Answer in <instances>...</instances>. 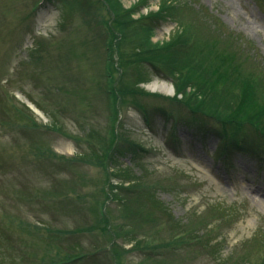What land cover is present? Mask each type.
<instances>
[{
    "label": "rangeland",
    "instance_id": "1",
    "mask_svg": "<svg viewBox=\"0 0 264 264\" xmlns=\"http://www.w3.org/2000/svg\"><path fill=\"white\" fill-rule=\"evenodd\" d=\"M0 264H264V0H0Z\"/></svg>",
    "mask_w": 264,
    "mask_h": 264
},
{
    "label": "bare ground",
    "instance_id": "2",
    "mask_svg": "<svg viewBox=\"0 0 264 264\" xmlns=\"http://www.w3.org/2000/svg\"><path fill=\"white\" fill-rule=\"evenodd\" d=\"M153 89L155 90H161V91H168L170 93H173V89L168 86L166 83H155L153 86Z\"/></svg>",
    "mask_w": 264,
    "mask_h": 264
},
{
    "label": "trees",
    "instance_id": "3",
    "mask_svg": "<svg viewBox=\"0 0 264 264\" xmlns=\"http://www.w3.org/2000/svg\"><path fill=\"white\" fill-rule=\"evenodd\" d=\"M148 20H151V19H148ZM154 20H155V21H154ZM153 21H154V23H156V22H157V19H153ZM193 44H194V43H193ZM193 44H192V45H193ZM192 45H191V47H192ZM255 124L258 125V127L262 128V127H261L259 124H257L256 122H255ZM131 183H132V182H131Z\"/></svg>",
    "mask_w": 264,
    "mask_h": 264
}]
</instances>
